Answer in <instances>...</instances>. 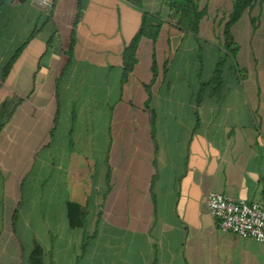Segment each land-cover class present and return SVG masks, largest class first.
I'll return each instance as SVG.
<instances>
[{"label": "crops", "instance_id": "1", "mask_svg": "<svg viewBox=\"0 0 264 264\" xmlns=\"http://www.w3.org/2000/svg\"><path fill=\"white\" fill-rule=\"evenodd\" d=\"M77 3L0 12V264H25L35 244L43 264H264V244L221 232L205 203L217 192L264 204L259 42L253 69L236 57L228 84L202 87L213 70L202 82L200 50L193 65L176 57L185 40L211 45L203 20L200 42L165 22L124 77L142 12L168 21L167 3L82 0L69 63ZM68 202L85 211L79 229Z\"/></svg>", "mask_w": 264, "mask_h": 264}, {"label": "trees", "instance_id": "2", "mask_svg": "<svg viewBox=\"0 0 264 264\" xmlns=\"http://www.w3.org/2000/svg\"><path fill=\"white\" fill-rule=\"evenodd\" d=\"M8 1L9 0H0V12L3 6ZM139 1L140 0H136V4H139ZM165 2L170 8V16L168 18V21L163 20L159 16L152 15L147 12H142L140 27L122 53V67L124 77L132 73L136 65V53L140 41L142 39H147L155 43L165 22H172L174 24V27L179 32L183 34H189L200 42L199 26L201 21L207 14L206 6L202 9H199L197 0H165ZM256 5L264 9V0H232L231 11L221 22L223 23V44L222 51L220 50V57H218V60L214 66L211 80L207 84H201L202 87L211 85L213 86L214 83L216 84L214 86L224 85L223 73L226 70L227 60L234 61V65L231 67L232 70H235V59L240 51V46L235 41V38L232 34V28L241 20L245 13L250 14ZM81 11L82 0H78L77 13L75 15V20L70 34V42L68 45V49L64 52L65 56L69 60V63L73 58V51L76 44V28L80 19ZM248 20L251 25L252 31L255 32L258 29L257 19L249 16ZM18 54L19 52L16 53V55L5 66L3 70V78L16 61ZM155 67L156 66H154L153 63V72H155ZM66 215L68 226L70 229L75 230L83 226L85 211L80 205L68 202L66 204ZM25 264H43V249L40 245H34Z\"/></svg>", "mask_w": 264, "mask_h": 264}, {"label": "rangeland", "instance_id": "3", "mask_svg": "<svg viewBox=\"0 0 264 264\" xmlns=\"http://www.w3.org/2000/svg\"><path fill=\"white\" fill-rule=\"evenodd\" d=\"M202 4H206L207 8V14L203 19V31H201L202 37L206 41L211 43V45L202 42L195 44L191 40H185L179 52L177 53L176 62L179 63L183 61L191 63L193 65V62L195 63V58L193 56L195 53H198V50H200L199 55L203 64V68L201 69V80L202 82H205V79H208L214 68V64L217 61L218 57H220L222 51L223 23L221 22L230 13L232 0H201V7ZM249 16L257 19L258 29L255 32L252 31L251 25L248 20ZM232 30L234 32V36L238 39L237 43H239V45L241 46L236 63H239V66H243L248 70L253 69V67L247 63V59L248 62H252V59H254V57L251 59V54L252 52H255V41L259 42V53L264 50V9L256 5L250 14H244L239 23H237V25ZM252 38L255 39L254 42H251ZM259 57H262L260 63L261 68H264V55L260 54ZM226 65L228 68L227 71H233L231 66L234 65V61L227 60ZM187 79L188 83H194V76L192 75V72L191 74H189V77ZM223 79L224 85L229 83L228 80H225V75ZM214 85L216 84L214 83L213 87ZM26 174L27 173H25L24 177L22 178V182L26 177Z\"/></svg>", "mask_w": 264, "mask_h": 264}, {"label": "built area", "instance_id": "4", "mask_svg": "<svg viewBox=\"0 0 264 264\" xmlns=\"http://www.w3.org/2000/svg\"><path fill=\"white\" fill-rule=\"evenodd\" d=\"M34 1L42 9L51 8L52 0ZM205 203L221 232L264 244V204L248 203L217 192H209Z\"/></svg>", "mask_w": 264, "mask_h": 264}]
</instances>
